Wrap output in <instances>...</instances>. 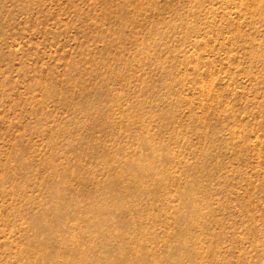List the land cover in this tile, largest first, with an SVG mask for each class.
Listing matches in <instances>:
<instances>
[{"label":"rangeland","instance_id":"obj_1","mask_svg":"<svg viewBox=\"0 0 264 264\" xmlns=\"http://www.w3.org/2000/svg\"><path fill=\"white\" fill-rule=\"evenodd\" d=\"M0 264H264V0H0Z\"/></svg>","mask_w":264,"mask_h":264}]
</instances>
